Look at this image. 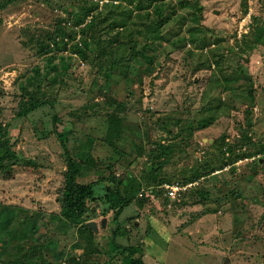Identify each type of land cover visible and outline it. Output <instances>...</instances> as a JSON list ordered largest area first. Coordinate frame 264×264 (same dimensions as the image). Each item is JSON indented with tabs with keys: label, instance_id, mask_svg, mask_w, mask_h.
<instances>
[{
	"label": "rangeland",
	"instance_id": "374dc122",
	"mask_svg": "<svg viewBox=\"0 0 264 264\" xmlns=\"http://www.w3.org/2000/svg\"><path fill=\"white\" fill-rule=\"evenodd\" d=\"M162 3L172 14L162 32L187 21L171 41L150 40L149 61L132 58L149 27L122 44L110 22L87 35L75 24L91 6L131 9L124 0H0V115L22 156L0 166V264L108 262L102 239L116 224L103 185L80 222L62 213L67 161L55 112L73 129L79 181L126 182L154 160L180 185L176 197L169 183L143 188L121 214L119 242L140 245L145 264H264V153L236 162L225 153L264 146V0ZM148 11H133L129 28ZM31 99L49 104L23 115ZM106 114L122 121L115 149Z\"/></svg>",
	"mask_w": 264,
	"mask_h": 264
},
{
	"label": "trees",
	"instance_id": "16d2710c",
	"mask_svg": "<svg viewBox=\"0 0 264 264\" xmlns=\"http://www.w3.org/2000/svg\"><path fill=\"white\" fill-rule=\"evenodd\" d=\"M132 8L125 12H120L116 7L108 11L105 15L103 12L97 11V6H91L84 11V16H78L75 19L76 26H82L80 31L85 35L90 34L94 28L102 26L106 22H110L108 28L115 32L114 36L116 41L122 44H132L135 35L144 32L147 27L152 29V33L146 36L147 42L141 52L135 53L132 58L137 55H142L145 60H151L153 57L147 54V50L152 47L150 40H158V37L165 40L171 41L173 38L179 36L182 32L183 27L186 24L187 19L185 17L177 19L173 26H169L166 31L162 32V27L168 24L172 20V14L167 8H164L163 1L165 0H124ZM156 2L161 4L155 6ZM153 8V11H148L147 22H134L137 28H129L133 11L135 10H148ZM105 11V12H106ZM91 17L88 22L86 19ZM156 17V18H155ZM154 18V19H153ZM106 29V28H104ZM120 29L127 31L124 35V30L121 33ZM75 34L73 32L65 33L66 39H73ZM82 46V42L77 41ZM85 44H88L85 42ZM78 48V47H77ZM131 49H134L131 47ZM82 52L81 49H79ZM149 60V61H150ZM120 63V62H119ZM117 64V60L111 62V66ZM222 100L220 99L217 105H221ZM43 104H49L48 100L31 99L24 104L23 115H28L30 112L40 108ZM214 107L209 108V110ZM106 125L108 126L107 134L105 136V142L111 146L112 149L117 147V142L121 138V125L122 121L116 118L114 115L106 114L103 117ZM52 122L54 124L53 133L56 134L62 147L67 161V171L64 174V186L62 191V213L66 219L80 222L84 214L91 210L90 204L97 199L99 196L98 188L103 185L101 200L107 205L108 209H111L114 213L113 222L116 227L112 229L110 237L102 239L103 249L105 254L108 256V262L106 264H145L144 252L140 245H123L119 242V238L126 237L128 234L127 229L120 223L119 219L123 210L131 205L138 192L143 188L149 189L155 186L162 185L163 183L174 184V178H170L165 175L163 171V162L156 163L154 160L147 162L143 174L139 177H132L128 181L123 182L114 175L99 176L96 180H90L89 182H81L78 180L80 172L81 161L73 156L71 153V147L69 146L71 136L73 133L72 128H68L67 124L59 117L58 113L55 112L52 115ZM211 122V121H210ZM209 124V122H208ZM194 128L201 129L205 126L202 122L195 121ZM203 125V126H202ZM191 127H193L191 125ZM11 123L4 124L1 120L0 115V166L4 165L5 161H14L22 156L14 150L13 138L11 135ZM91 139V138H90ZM89 140V139H88ZM250 138H246V141ZM250 142H248L249 144ZM243 146H247V143L237 144L234 146L227 147L225 153L228 157L234 159L250 158L255 155L264 153V146L258 145L254 148H249L245 151L238 153V150ZM209 165V162L203 165ZM9 169V168H8ZM11 172V170L9 169ZM197 172L194 171L189 178H185V181L192 180L195 178ZM201 173V171H200ZM98 198V199H99Z\"/></svg>",
	"mask_w": 264,
	"mask_h": 264
},
{
	"label": "built area",
	"instance_id": "2783aa9c",
	"mask_svg": "<svg viewBox=\"0 0 264 264\" xmlns=\"http://www.w3.org/2000/svg\"><path fill=\"white\" fill-rule=\"evenodd\" d=\"M166 187L168 189L169 195L175 197L177 196L178 191L181 190L180 185L178 183L166 185Z\"/></svg>",
	"mask_w": 264,
	"mask_h": 264
},
{
	"label": "water",
	"instance_id": "95a60500",
	"mask_svg": "<svg viewBox=\"0 0 264 264\" xmlns=\"http://www.w3.org/2000/svg\"><path fill=\"white\" fill-rule=\"evenodd\" d=\"M103 224H105V220H104ZM90 225H91L93 228H96V222H91ZM228 261H229V259L226 258L225 264H227Z\"/></svg>",
	"mask_w": 264,
	"mask_h": 264
}]
</instances>
